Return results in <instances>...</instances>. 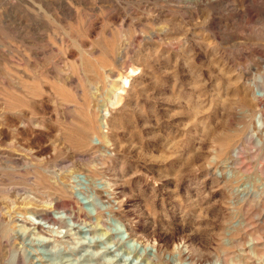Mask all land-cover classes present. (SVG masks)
Listing matches in <instances>:
<instances>
[{"label":"rangeland","instance_id":"374dc122","mask_svg":"<svg viewBox=\"0 0 264 264\" xmlns=\"http://www.w3.org/2000/svg\"><path fill=\"white\" fill-rule=\"evenodd\" d=\"M0 203V264H264V0H0Z\"/></svg>","mask_w":264,"mask_h":264},{"label":"bare ground","instance_id":"6f19581e","mask_svg":"<svg viewBox=\"0 0 264 264\" xmlns=\"http://www.w3.org/2000/svg\"><path fill=\"white\" fill-rule=\"evenodd\" d=\"M124 83H126V80L124 81ZM17 194V193H16ZM9 200V199H8ZM10 201V200H9ZM13 201H15L14 199H13ZM12 202V201H11ZM8 203V202H7ZM10 203V202H9ZM11 204V203H10ZM0 205H1V203H0ZM6 205V204H5ZM12 205V204H11ZM10 208H11V206H9ZM7 208V207H6ZM3 210H5V208H4V206L3 205H1L0 206V213L1 214H3L4 215V213H3ZM32 210H34V209H32ZM7 211V210H6ZM47 212V211H46ZM6 213H10V209H8V212H6ZM32 213L35 215V216H37V217H43V218H45V215H46V213L44 212V210H34V211H32ZM69 214H70V216L71 217H74V218H78L79 219V217L81 216L82 217V215H81V211H75L74 209H72V210H70V212H69ZM48 215V214H47ZM0 217L2 218L3 216L2 215H0ZM5 217H7V216H5ZM88 217V216H87ZM89 218H90V216H89ZM88 218V219H89ZM7 219V218H6ZM47 219V218H46ZM91 224V223H90Z\"/></svg>","mask_w":264,"mask_h":264}]
</instances>
